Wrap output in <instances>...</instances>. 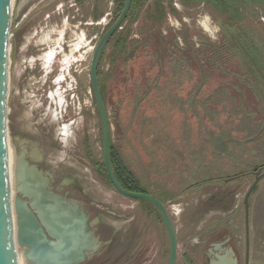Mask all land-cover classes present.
<instances>
[{
  "label": "rangeland",
  "instance_id": "rangeland-1",
  "mask_svg": "<svg viewBox=\"0 0 264 264\" xmlns=\"http://www.w3.org/2000/svg\"><path fill=\"white\" fill-rule=\"evenodd\" d=\"M173 4L178 17L168 16L161 28L172 43L173 56L172 37L180 47L184 43L197 47L200 35L219 40V29L206 7H185L178 0ZM114 17L113 0H12L6 139L8 151L17 152V138L19 149L51 177L55 172L76 175L104 206L112 204L115 212L127 213L135 210L137 200L118 193L98 175L95 161L103 160L102 133L89 75L94 47ZM260 19L264 22V15ZM135 27L133 36L146 37L139 34L144 26ZM150 41L148 52L137 50L127 66L112 70L106 83L110 134L150 190L174 196L165 206L177 214L180 227V213L200 203L207 192L191 185L209 177L208 166L215 165L217 174H228L264 162V108L236 77L235 62L226 63L224 71L193 57L187 58L181 80L167 87L170 96L154 88L142 96L145 73L154 79L161 75L160 84L164 76H173L170 55L163 52L161 64H155L151 54L158 52L159 41ZM159 127L166 134H160ZM199 149L202 159L193 156ZM245 178L236 202L241 203L254 176L249 173ZM250 201L254 212H263L264 177Z\"/></svg>",
  "mask_w": 264,
  "mask_h": 264
},
{
  "label": "flooded vegetation",
  "instance_id": "flooded-vegetation-1",
  "mask_svg": "<svg viewBox=\"0 0 264 264\" xmlns=\"http://www.w3.org/2000/svg\"><path fill=\"white\" fill-rule=\"evenodd\" d=\"M170 15L172 14H167L166 20ZM141 23L135 22L134 31L135 26ZM202 36H199L197 46L203 40ZM14 142L19 152L21 149L18 147L17 138ZM26 156L30 162H35L45 170L27 152ZM254 168L243 172V175L240 173L230 175L214 183L226 185L227 189L223 191L222 188H217L203 195L200 203H197L202 210L196 212L188 222L182 221L180 227L177 226V214L166 209L174 229L176 243L173 264H264V209L263 212L262 209L261 212H254L253 203L250 201L255 187L248 197L247 221L244 205L247 191L242 196L241 203L236 202L238 200L236 193L239 192L241 185L240 178L249 173L255 177ZM208 184L210 182L205 183ZM50 187L66 198L67 204L85 211L88 228L97 238V245L87 244L84 256L75 264H169V233L160 212L151 202L122 194L137 200L135 210L127 213L115 212L112 204L104 206L86 181L73 174L60 175L55 172L52 174ZM147 193L157 197L164 206L166 200L174 198L170 194L159 195L161 191L149 189ZM221 193H224L221 201L227 200L231 207L228 211H216L217 208L212 207L211 210L214 211L210 212L208 206L210 204L216 206ZM35 215L48 237L52 238L40 217L37 213ZM182 215L183 213H180V217ZM25 262L33 261L27 259ZM25 262L22 258V263Z\"/></svg>",
  "mask_w": 264,
  "mask_h": 264
},
{
  "label": "water",
  "instance_id": "water-1",
  "mask_svg": "<svg viewBox=\"0 0 264 264\" xmlns=\"http://www.w3.org/2000/svg\"><path fill=\"white\" fill-rule=\"evenodd\" d=\"M131 0L123 7L102 33L96 43L89 68L90 82L99 113L102 133V155L107 177L119 193L151 202L160 212L170 238V259L173 264L176 252L174 229L167 210L157 197L150 193L125 189L115 178L110 159V123L97 81V66L101 52L111 34L120 26ZM12 0H0V264H75L84 256L87 244L97 245V238L88 228L83 209L67 204L66 198L50 187V174L30 162L26 151L15 152L13 193L9 179L6 127V94L9 30ZM255 177L244 197L245 219L248 218V197L264 170L254 168ZM40 217L52 238L48 237L35 213Z\"/></svg>",
  "mask_w": 264,
  "mask_h": 264
},
{
  "label": "trees",
  "instance_id": "trees-1",
  "mask_svg": "<svg viewBox=\"0 0 264 264\" xmlns=\"http://www.w3.org/2000/svg\"><path fill=\"white\" fill-rule=\"evenodd\" d=\"M124 1L113 0L115 17L109 22L105 30L120 13ZM178 2L185 7H206L212 20L219 27V40L213 42L202 36L203 40L197 47L185 43L180 47L177 39L172 37L171 40H174L173 45L176 46V56H173L169 47L172 43L161 29L166 21L167 14L178 17V11L173 4V0H131L125 18L108 38L98 61L97 81L106 110V83L110 79L112 70L117 65L127 66L133 60L137 50L141 49L148 52L151 39L159 41L157 43L158 52L151 54L155 64H161L162 54L167 52L170 55L168 57V67L173 76L172 78L164 76V80L160 84L158 76L161 75L154 79V77L145 73L143 77L145 90L142 96H146L152 88L166 91L165 94L170 96L171 92L167 90V87L171 86L173 81L176 82L175 79L181 80L187 69V58L193 57L194 59L205 60L211 68H219L224 71L226 70V63L235 62L239 69L235 72L236 77L248 86L264 108V22L260 19L264 15V0H178ZM139 21L142 22L139 27L144 26L142 27L144 31L138 32L139 34L144 32L146 37L133 36L134 24ZM160 45H163V48ZM105 63L108 64L106 69L104 67ZM158 130L160 134H166L163 128L159 127ZM224 132L226 131L224 130ZM200 150H197L193 155L195 158L202 159L203 152ZM110 159L114 176L125 189L149 192L148 184L143 183L132 171L124 160L120 148L115 145L112 139L110 141ZM95 163L99 177L112 187L103 160L95 161ZM263 165L264 162L255 164L256 167H263ZM201 170L204 171V169ZM206 170L209 177H203L200 181L192 183L191 186H203L206 182L217 183L227 176L242 174L247 171L239 170L228 174H217L215 165L208 166ZM245 177L240 178L241 184L247 180ZM159 195L163 196L164 194L160 193Z\"/></svg>",
  "mask_w": 264,
  "mask_h": 264
},
{
  "label": "crops",
  "instance_id": "crops-1",
  "mask_svg": "<svg viewBox=\"0 0 264 264\" xmlns=\"http://www.w3.org/2000/svg\"><path fill=\"white\" fill-rule=\"evenodd\" d=\"M213 184L210 183L208 185H203L202 188L204 187L206 189V191H207L206 193H208V194L210 192H212L214 189L216 190L217 188H222L223 191H225L227 189V186L226 185L225 186H222V185H220V183H218V185H213ZM211 187H213L212 190H211ZM220 196L221 197L220 198L218 197V199L216 201L217 202L216 203V206H211V204L208 206V210L210 212L214 211V210H211L212 207L217 208L216 211H228L229 208L231 207V203L228 205L227 204V200H224V202L221 201V200H223L224 193H221ZM201 210H202V207L201 206H198L197 203L192 204L183 213V215H182L183 222L184 223L188 222L189 219H191L192 217H194V215H195L196 212L201 211Z\"/></svg>",
  "mask_w": 264,
  "mask_h": 264
},
{
  "label": "bare ground",
  "instance_id": "bare-ground-1",
  "mask_svg": "<svg viewBox=\"0 0 264 264\" xmlns=\"http://www.w3.org/2000/svg\"><path fill=\"white\" fill-rule=\"evenodd\" d=\"M62 127V126H61ZM65 130V128H63ZM15 153L8 151V164H9V179L11 183V192L13 193V184H14V162H15ZM22 260V257H21Z\"/></svg>",
  "mask_w": 264,
  "mask_h": 264
}]
</instances>
